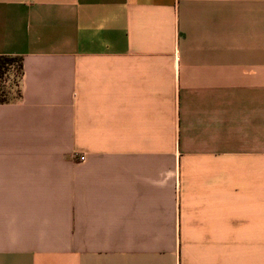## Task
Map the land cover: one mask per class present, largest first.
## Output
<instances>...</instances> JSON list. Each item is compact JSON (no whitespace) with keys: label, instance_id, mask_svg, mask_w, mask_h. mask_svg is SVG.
Instances as JSON below:
<instances>
[{"label":"crops","instance_id":"obj_1","mask_svg":"<svg viewBox=\"0 0 264 264\" xmlns=\"http://www.w3.org/2000/svg\"><path fill=\"white\" fill-rule=\"evenodd\" d=\"M0 55V264H264V0H0Z\"/></svg>","mask_w":264,"mask_h":264},{"label":"trees","instance_id":"obj_2","mask_svg":"<svg viewBox=\"0 0 264 264\" xmlns=\"http://www.w3.org/2000/svg\"><path fill=\"white\" fill-rule=\"evenodd\" d=\"M13 74L18 80L11 88L6 87V77ZM23 59L20 55H0V104L14 103L21 99Z\"/></svg>","mask_w":264,"mask_h":264},{"label":"rangeland","instance_id":"obj_3","mask_svg":"<svg viewBox=\"0 0 264 264\" xmlns=\"http://www.w3.org/2000/svg\"><path fill=\"white\" fill-rule=\"evenodd\" d=\"M13 70L12 72L6 77V87L7 88H11V86H13V84H17L18 80L15 78L14 74H13Z\"/></svg>","mask_w":264,"mask_h":264},{"label":"built area","instance_id":"obj_4","mask_svg":"<svg viewBox=\"0 0 264 264\" xmlns=\"http://www.w3.org/2000/svg\"><path fill=\"white\" fill-rule=\"evenodd\" d=\"M79 160L83 162L85 160V156H81Z\"/></svg>","mask_w":264,"mask_h":264}]
</instances>
